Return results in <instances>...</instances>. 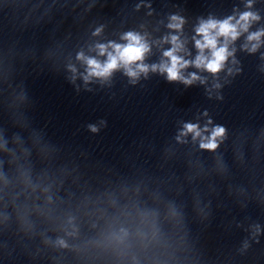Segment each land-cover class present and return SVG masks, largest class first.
<instances>
[{
	"label": "clouds",
	"instance_id": "9594fccd",
	"mask_svg": "<svg viewBox=\"0 0 264 264\" xmlns=\"http://www.w3.org/2000/svg\"><path fill=\"white\" fill-rule=\"evenodd\" d=\"M251 14L245 13L241 19L247 21L249 16ZM219 28L218 35L223 36H231L233 39H235L237 32L234 26H232L228 20H225L224 22L217 25L214 21H209L206 24H203L199 29L198 32L203 34L204 42L201 43L200 41H197V47L200 49H203L205 47L213 49V59L209 61L205 66L207 70H209L212 73L218 72L223 62L226 59V48H216V38L212 35H210L211 29ZM253 37H250L252 39ZM127 39L130 41V43L127 46H120V45H113L112 47L115 49V55L112 53H108V61L101 65L99 62H97L95 59H87V64L89 66V75L90 76H96V77H108L111 72L114 69H117L120 64L122 63L123 66L127 70V74L130 77H136L138 73L136 71H133L129 65L135 63L136 61H140L143 59L144 53L147 51V48L145 45H143L140 42V39L138 36H135L131 33L127 35ZM173 42H175V38H173ZM99 51L101 54H104L106 51L105 47L103 45L99 46ZM174 51V50H173ZM173 51H168L165 53V56L170 57L171 59V66H164L161 70L167 71L168 79L169 80H177L180 78L179 75V68L185 67L186 62L182 63L180 58L173 55ZM78 58L83 59L82 54L78 56ZM205 64L203 56H200L196 60V65L199 67L200 65ZM155 68V66H154ZM139 71L146 72L147 68L143 65L139 66ZM87 80L88 77H85ZM195 79V77H193ZM134 82V81H133ZM186 84H190L191 80H185ZM211 123V121H209ZM91 131L96 132L97 128L95 126H89ZM184 131L181 133V136L187 135V133H193V138L201 136V131L198 129V126L195 124H185ZM205 131H207V128H205ZM225 133V129L221 126H217L211 131V135L207 138V143L202 142L201 148L207 149V150H215L217 145V138L223 137Z\"/></svg>",
	"mask_w": 264,
	"mask_h": 264
}]
</instances>
